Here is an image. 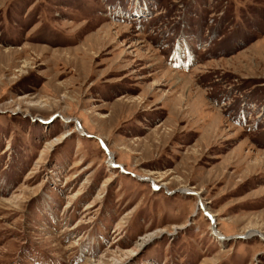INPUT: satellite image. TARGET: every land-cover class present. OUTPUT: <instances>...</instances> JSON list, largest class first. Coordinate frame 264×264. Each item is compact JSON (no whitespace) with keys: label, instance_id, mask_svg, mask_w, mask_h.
<instances>
[{"label":"rangeland","instance_id":"rangeland-1","mask_svg":"<svg viewBox=\"0 0 264 264\" xmlns=\"http://www.w3.org/2000/svg\"><path fill=\"white\" fill-rule=\"evenodd\" d=\"M0 264H264V0H0Z\"/></svg>","mask_w":264,"mask_h":264},{"label":"bare ground","instance_id":"bare-ground-1","mask_svg":"<svg viewBox=\"0 0 264 264\" xmlns=\"http://www.w3.org/2000/svg\"><path fill=\"white\" fill-rule=\"evenodd\" d=\"M221 122H222V120L220 121V123L219 124H221ZM215 124H213V127L215 128V126H214ZM79 131L82 133V134H84V131L83 130H81V129H79ZM107 149V148H106ZM108 156H109V159H110V162H109V164L113 167V168H116L117 167V165H116V163H115V161H114V157H113V153L112 152H108ZM215 216V215H214ZM250 231V232H249ZM248 232H249V235H250V237H253V236H255L256 235V233H258L257 231H255V230H249ZM263 234V233H262ZM221 236V235H220Z\"/></svg>","mask_w":264,"mask_h":264},{"label":"water","instance_id":"water-1","mask_svg":"<svg viewBox=\"0 0 264 264\" xmlns=\"http://www.w3.org/2000/svg\"><path fill=\"white\" fill-rule=\"evenodd\" d=\"M105 147V146H104ZM106 149V148H105Z\"/></svg>","mask_w":264,"mask_h":264}]
</instances>
